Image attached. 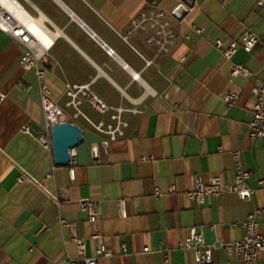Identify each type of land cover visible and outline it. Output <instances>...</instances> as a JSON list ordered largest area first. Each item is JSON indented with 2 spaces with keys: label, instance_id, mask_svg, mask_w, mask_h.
I'll use <instances>...</instances> for the list:
<instances>
[{
  "label": "crops",
  "instance_id": "crops-1",
  "mask_svg": "<svg viewBox=\"0 0 264 264\" xmlns=\"http://www.w3.org/2000/svg\"><path fill=\"white\" fill-rule=\"evenodd\" d=\"M17 2L51 34L43 82L49 98L82 129L83 141L71 150L67 165L55 162L35 71L21 66L23 47L0 30V90L7 94L0 103V264L77 258L75 239H84L86 256L98 245L114 251L100 264H198L192 250L179 246L189 227H201L208 243L241 239L242 221L254 207H264V140L252 141L247 133L252 89L264 80V47L251 53L239 49L228 60L214 43L220 40L226 48L250 32L264 38V5L196 0L184 20L168 16L175 40L161 52L147 41L150 30L123 38L131 18L151 7L147 0ZM176 4L156 3L167 11ZM103 45L114 54L107 55ZM233 64H243L249 75L230 81ZM67 84L90 85L106 104L135 106L141 113H124V136L105 146L106 136L83 115L94 122L108 116L84 102L83 115L74 117L75 110L66 106ZM227 90L239 97L232 107L223 100ZM236 160L250 172L251 198L234 192L203 204L189 198L197 178L220 176L232 183ZM24 173L39 184L19 182ZM83 199L97 203L95 222L82 211ZM260 228L264 232V219ZM96 233L99 242L91 237ZM145 247L151 252H143ZM213 261L241 264L222 249L214 251ZM256 264H264V253Z\"/></svg>",
  "mask_w": 264,
  "mask_h": 264
},
{
  "label": "built area",
  "instance_id": "built-area-1",
  "mask_svg": "<svg viewBox=\"0 0 264 264\" xmlns=\"http://www.w3.org/2000/svg\"><path fill=\"white\" fill-rule=\"evenodd\" d=\"M151 7L139 11L131 18V29L123 35L124 39L135 30L148 31L152 34L147 41L155 44L159 51L168 52L175 40V32L171 26L168 16L176 20H184L196 6V0H177V4L169 11L159 8L157 0H147ZM258 5L263 6L264 0H258ZM0 30L8 34L23 47V53L20 59L21 66L25 70L33 69L39 82L41 108L48 130L58 123L72 122V118L66 114L54 101L48 96V88L43 80L46 76L47 65L49 63V48L51 46V34L45 27L38 16L29 14L17 0H0ZM215 47L221 52L222 56L228 60L239 50L242 49L247 53H251L258 46L264 47V38L256 33L250 32L244 36L241 41H233L226 48H223L220 40L215 41ZM107 55L114 54L113 49L103 45ZM128 68L127 65H124ZM249 75L248 69L243 64H233L229 75V80L235 79L237 76ZM137 78L138 74H133V78ZM65 95L69 98L66 102L67 107L75 110L74 117L83 115L79 106L84 102L98 112L100 115H107L108 120L92 121L85 115L84 118L99 133L106 136L104 145L109 142L121 138L125 134V128L128 122L124 119V113H141L138 107H113L106 104L94 91L90 85H69L65 86ZM254 104L252 108L253 117L248 123V137L252 141L264 140V80L260 81L252 89ZM7 98V94L0 90V103ZM238 94L227 90L223 94V100L228 107H232L238 101ZM23 130L26 131V128ZM45 147H49L50 143L47 139L42 140ZM219 150H222L219 148ZM235 158L238 153L233 154ZM73 177V170H70ZM250 172L241 168L238 160L235 161V174L232 183L225 182L222 177L214 176L205 180L197 178L196 186L188 192L189 198L196 204L205 203L207 198L212 196L222 197L227 192L236 193L240 199L251 198L254 190L247 184ZM24 178L29 179L35 184H39L28 173H24L19 177L21 182ZM260 185L263 181L259 182ZM155 193L159 194V189H155ZM120 214L125 216L124 202H120ZM82 211L87 213L88 221L95 222L97 220V203L90 199L80 201ZM264 219V207H254L251 213L242 221L244 235L241 239L223 242L216 240L208 243L205 240L201 227L191 226L185 239L179 244L182 249L192 250L195 261L198 264H217L213 261V253L222 249L228 255L234 253L241 264H256L257 260L264 253V232L260 228L261 220ZM61 224H67L60 219ZM96 241L101 240L99 233L91 236ZM79 256L77 258L66 257L60 262L54 264H100L101 258L112 257L115 253L112 249H103L98 245L93 256L84 255L85 241L84 239H75ZM143 252H151L149 247H145Z\"/></svg>",
  "mask_w": 264,
  "mask_h": 264
},
{
  "label": "water",
  "instance_id": "water-1",
  "mask_svg": "<svg viewBox=\"0 0 264 264\" xmlns=\"http://www.w3.org/2000/svg\"><path fill=\"white\" fill-rule=\"evenodd\" d=\"M51 137L55 162L67 165L71 150L83 141V131L73 122L58 123L51 128Z\"/></svg>",
  "mask_w": 264,
  "mask_h": 264
}]
</instances>
